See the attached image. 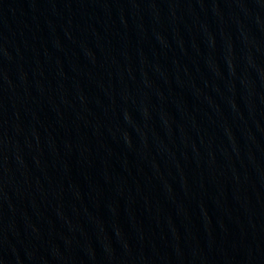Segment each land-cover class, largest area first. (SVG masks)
<instances>
[{"label": "water", "instance_id": "1", "mask_svg": "<svg viewBox=\"0 0 264 264\" xmlns=\"http://www.w3.org/2000/svg\"><path fill=\"white\" fill-rule=\"evenodd\" d=\"M0 264H264V0H0Z\"/></svg>", "mask_w": 264, "mask_h": 264}]
</instances>
